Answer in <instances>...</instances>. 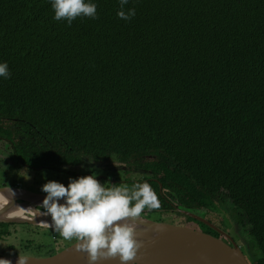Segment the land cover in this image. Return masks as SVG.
Listing matches in <instances>:
<instances>
[{"label": "trees", "instance_id": "16d2710c", "mask_svg": "<svg viewBox=\"0 0 264 264\" xmlns=\"http://www.w3.org/2000/svg\"><path fill=\"white\" fill-rule=\"evenodd\" d=\"M93 2L96 19L68 26L48 0H0V174L120 166L131 175L113 185L157 195L142 216L225 205L264 264V0H129L128 21ZM14 225L29 226L0 223V239ZM51 234L42 256L62 245Z\"/></svg>", "mask_w": 264, "mask_h": 264}, {"label": "clouds", "instance_id": "9594fccd", "mask_svg": "<svg viewBox=\"0 0 264 264\" xmlns=\"http://www.w3.org/2000/svg\"><path fill=\"white\" fill-rule=\"evenodd\" d=\"M48 3L53 11L52 19L63 20L68 26L78 17H97L93 0H48ZM128 3L129 0H117V18L128 21L135 15L134 8L125 10ZM10 75L7 62L0 61V79L6 80ZM87 158L92 163L93 159ZM20 177L29 179L26 172ZM111 185L101 184L95 173L69 177L67 186L47 180L40 187L45 194L43 199L29 209L35 216L49 217V221H41L45 228L65 241L75 239L74 250L85 253L88 264L110 258L127 264L141 247L134 235L139 226L137 219L143 221L142 212L158 208L159 201L147 182L134 183L131 188ZM26 260L27 257L18 255L16 264H26ZM0 264L10 262L0 258Z\"/></svg>", "mask_w": 264, "mask_h": 264}, {"label": "water", "instance_id": "95a60500", "mask_svg": "<svg viewBox=\"0 0 264 264\" xmlns=\"http://www.w3.org/2000/svg\"><path fill=\"white\" fill-rule=\"evenodd\" d=\"M11 191L19 193L12 197ZM44 195L42 192H33L19 187L0 186V196L6 198V202L0 207V223L40 226L39 221H49V217H38L31 213L26 216L27 219L2 217L15 206L24 207L31 212L29 207L38 205ZM174 211L219 231L212 223L200 216L178 208ZM142 217L143 221L139 219L136 221L139 226L134 234L135 239L141 242V247L127 264H249L232 240L229 244L219 237L200 230ZM76 243L77 241L49 256H21L27 257L26 264H88L86 254L74 250ZM0 258L8 260L10 264H16L18 256L4 255ZM96 264H120V262L117 258H110L98 260Z\"/></svg>", "mask_w": 264, "mask_h": 264}, {"label": "rangeland", "instance_id": "374dc122", "mask_svg": "<svg viewBox=\"0 0 264 264\" xmlns=\"http://www.w3.org/2000/svg\"><path fill=\"white\" fill-rule=\"evenodd\" d=\"M3 157L2 154H0V158ZM7 164H2L0 166V169L5 168ZM102 166V165H100ZM111 168L107 166L103 167H90L89 165H79L73 168V172L69 173H63L62 171H40L35 172L32 170H29L28 168L24 167H16L13 168V171H10L6 177H3V174H0V180H3L5 183L9 184L11 181H16L18 186L22 188H26V190L34 189L36 192L37 190L40 191V187L43 183H45L47 180H55L57 182L63 183L65 186H67L68 178L72 177L73 179L78 176H84V175H91L93 173L96 174L97 180L104 184V186L107 187V185H111L113 182H124L129 178V175L126 171H122L123 168L117 165L110 166ZM115 169V170H114ZM27 173L29 176V179L25 180L23 177H20L24 173ZM43 173V177H42ZM137 179L141 177V174L138 173H132ZM125 179V180H124ZM219 206V205H218ZM227 211V207L225 205L218 207L217 209H213L208 215L204 213V218L209 221L210 223L214 224L217 229L221 228L227 233H232L233 231L239 232L242 229L233 227L231 222L229 221V218L227 214L225 213ZM27 215V214H26ZM149 217L151 220L160 221L168 224H174V225H180L184 226L186 224L185 219L173 212H162L160 214L158 213H150ZM194 226V225H190ZM219 227V228H218ZM2 227H0L1 229ZM11 232V235L6 239H0V251H8L9 245H14L18 248V244L24 242L27 239H31V243L33 247H37V249L41 250V253H37L41 256L36 257H43V252H45L46 245H50V247H53V236L51 234V231L44 230L46 228H41L40 226H19L14 225L8 228ZM57 234V233H55ZM58 235V234H57ZM245 235V236H244ZM243 237L245 238V243L249 247V251L251 252V264L253 258H259L260 257V251L258 250L257 246L254 244L252 239L250 237H247L246 234H244ZM59 236V235H58ZM74 240V239H73ZM73 240L65 241L63 238L61 239L60 248L57 250L59 251L62 249V247L69 245V242H73ZM68 242V243H67ZM20 249V248H18Z\"/></svg>", "mask_w": 264, "mask_h": 264}, {"label": "flooded vegetation", "instance_id": "af4514ba", "mask_svg": "<svg viewBox=\"0 0 264 264\" xmlns=\"http://www.w3.org/2000/svg\"><path fill=\"white\" fill-rule=\"evenodd\" d=\"M32 171H34V170H32ZM22 189H26V188H22ZM29 190L36 192L34 189H29ZM37 192H41V191L37 190ZM234 228H235V226H234ZM210 229H212V228H210ZM44 230H48V228H46ZM49 230H51V229H49ZM212 231L214 232V234H216L217 237L223 239L225 242H227L229 244H230L229 241L232 240L239 247L241 252L244 254L246 260L249 262V260L247 259L248 258L247 257L248 256V250L246 249L247 246L245 245L243 238L240 236L241 235L240 233H237L236 231H233L232 233H229V232L227 233V231L225 232V230L223 231L221 228H219V231H216L215 229H212ZM9 236H10V234H8V237ZM31 241H32L31 239H27L24 242H22V245H21V243L18 244V248H20V249H18L14 245H9L8 251H6L5 249H4V251H0V253H1L0 256H4V255L5 256H18V255L39 256L36 253V250L38 253H41V250L37 249V247H33ZM49 249H50V245H46L45 252Z\"/></svg>", "mask_w": 264, "mask_h": 264}, {"label": "bare ground", "instance_id": "6f19581e", "mask_svg": "<svg viewBox=\"0 0 264 264\" xmlns=\"http://www.w3.org/2000/svg\"><path fill=\"white\" fill-rule=\"evenodd\" d=\"M14 193V195L18 194V191H12ZM12 192H10V194L12 195ZM6 202V198L3 196H0V207L2 205H4V203ZM28 209H25L24 207H19V206H15L10 212H8L7 214L3 215L2 217L4 219L6 218H11V219H27V215H29ZM27 214V215H26ZM33 215V214H32ZM35 216V215H34ZM39 225L43 226V224L41 223V221H39ZM44 227V226H43Z\"/></svg>", "mask_w": 264, "mask_h": 264}]
</instances>
